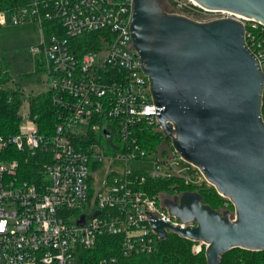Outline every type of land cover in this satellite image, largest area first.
<instances>
[{"label":"built area","instance_id":"obj_1","mask_svg":"<svg viewBox=\"0 0 264 264\" xmlns=\"http://www.w3.org/2000/svg\"><path fill=\"white\" fill-rule=\"evenodd\" d=\"M167 1L168 13L195 21L239 20L264 73V24L193 0ZM134 7V0H31L0 10V26L40 25L32 53L40 55L57 117L43 132L28 101L18 134L0 135V264H118L158 250L162 239L146 212L186 227L145 188L149 179L197 187L206 180L177 152L149 151L138 140L143 130L162 128L133 44ZM262 114L264 121V92ZM108 160L124 167L106 172L98 187L96 173Z\"/></svg>","mask_w":264,"mask_h":264},{"label":"water","instance_id":"obj_2","mask_svg":"<svg viewBox=\"0 0 264 264\" xmlns=\"http://www.w3.org/2000/svg\"><path fill=\"white\" fill-rule=\"evenodd\" d=\"M264 24V0H193ZM131 32L151 83L158 120L174 151L234 205L216 210L197 191L163 198L186 227L148 213L152 228L208 245L207 264L234 248L264 251V73L234 18L206 22L134 0ZM96 213L95 215H97ZM84 223V217L80 220Z\"/></svg>","mask_w":264,"mask_h":264},{"label":"trees","instance_id":"obj_3","mask_svg":"<svg viewBox=\"0 0 264 264\" xmlns=\"http://www.w3.org/2000/svg\"><path fill=\"white\" fill-rule=\"evenodd\" d=\"M31 0H0V10L12 9L29 4ZM160 2V0H159ZM168 2V1H167ZM168 5L170 6L169 2ZM46 32H51L50 23L44 24ZM2 55L0 52V83L5 89L0 91V135L4 137L18 134L20 124L23 119L19 114L23 105L22 92L6 88L7 84L12 82L11 75L3 71ZM43 68L36 62V72L42 73ZM31 112L37 116V122L43 132L53 130L57 122V117L53 115L54 105L48 93L31 97ZM140 143L149 151H161L166 137L161 130L145 129L139 134ZM172 152L174 151L171 147ZM167 154V153H166ZM174 181V182H172ZM145 188L152 195H161L169 192L171 197L185 191H197L204 197V203L216 210H226L232 206L230 200L223 198L214 188L207 186H193L186 184L177 177L149 179ZM227 203L226 206L224 203ZM193 241L180 237L175 233H170L166 240H162L156 252L148 255H139L133 257H120L118 264H207V257L203 254L193 253ZM107 244H111L110 239ZM112 253L111 247L108 248ZM222 264H264V252L248 251L240 248H234L223 255Z\"/></svg>","mask_w":264,"mask_h":264},{"label":"rangeland","instance_id":"obj_4","mask_svg":"<svg viewBox=\"0 0 264 264\" xmlns=\"http://www.w3.org/2000/svg\"><path fill=\"white\" fill-rule=\"evenodd\" d=\"M160 4L165 11H169L170 6L168 5L167 0H160ZM41 40L42 30L40 25L36 22L26 21L18 24L9 23L0 26V52L3 58V71L8 72L9 75H11L10 77L13 80L15 88L22 90L23 94L22 97L24 105L21 111H19L20 116L22 112H24V114L26 112L25 108H27L28 105L29 95L38 94L39 92L41 93L42 91L47 90L45 75L43 73L36 72L35 58H38L40 60V55H37L36 57L32 53V48L35 45H38ZM171 147L173 148L172 142L170 139H167L161 147L162 150L157 152L160 154L167 153V155L171 157L172 155H174ZM176 163L180 162L176 161ZM183 166H185L189 170L192 169V166L188 163L183 164ZM123 167L124 166L122 164L114 163L111 160L104 162V169L101 172L96 173L97 177L99 178L98 182L102 181L98 184V187H101L105 183L106 172L110 170H121ZM203 186L214 188L213 186H211V184H208V182H206ZM214 190L216 191L215 188ZM160 196L166 198L171 197V194L169 192H165ZM224 201L225 200L223 199L221 203H224L226 206H228ZM227 210L231 211L233 215L235 214V208L233 204L232 206H229V209ZM193 242V253L203 254L204 256H206L208 245L201 241Z\"/></svg>","mask_w":264,"mask_h":264},{"label":"crops","instance_id":"obj_5","mask_svg":"<svg viewBox=\"0 0 264 264\" xmlns=\"http://www.w3.org/2000/svg\"><path fill=\"white\" fill-rule=\"evenodd\" d=\"M39 43H40V42H39ZM35 46H36V45H35ZM34 58H35V57H34ZM35 61H36V58H35ZM36 62H37V61H36ZM36 62H35V64H36ZM46 87H47V85H46ZM6 88H10V89H14V90H19V91L22 92V90H20V89H16V88H15L14 83H13V80H12L11 83L7 84ZM47 92H48V91L46 90V91H42L41 93L39 92L38 94H31V95H29L28 100H29L31 97L38 96V95H41V94H45V93H47Z\"/></svg>","mask_w":264,"mask_h":264}]
</instances>
